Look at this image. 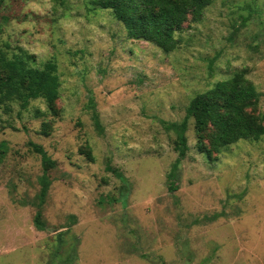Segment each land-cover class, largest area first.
Segmentation results:
<instances>
[{
    "label": "rangeland",
    "instance_id": "374dc122",
    "mask_svg": "<svg viewBox=\"0 0 264 264\" xmlns=\"http://www.w3.org/2000/svg\"><path fill=\"white\" fill-rule=\"evenodd\" d=\"M175 37L170 51L129 39L91 0L2 1L0 264H264V136L209 158L214 128L190 119L172 181L177 137L162 124L243 73L264 125V0H214ZM7 61L53 66L57 98H9ZM30 142L55 162L44 204Z\"/></svg>",
    "mask_w": 264,
    "mask_h": 264
},
{
    "label": "trees",
    "instance_id": "16d2710c",
    "mask_svg": "<svg viewBox=\"0 0 264 264\" xmlns=\"http://www.w3.org/2000/svg\"><path fill=\"white\" fill-rule=\"evenodd\" d=\"M3 0H0V6ZM214 0H91L95 8L110 10L114 17L121 22L129 39L150 42L163 50H173L178 45L175 33L182 27L183 21L191 15L193 21H200L207 7ZM8 71V97L17 96L28 106L31 100L45 96L54 100L58 96L59 81L53 75V66L45 70L27 69L19 62H4ZM20 85H26L25 90ZM260 98L255 85L244 77L243 73H236L218 86L196 96L188 105L186 115L180 123L162 122L167 131L176 134V151L178 157L172 165L168 177L173 181L180 163L186 158L188 147V123L194 119L199 131L208 126L214 128L211 138V148L201 152L211 158L213 152L220 153L241 140L257 141L264 136V125L258 119L249 115L246 110L253 106ZM92 119L99 134L103 133V126L93 102ZM32 150L41 157L43 174L41 176L40 202L45 203L51 186L49 172L55 162L45 149L30 142ZM109 169V168H108ZM116 175L125 180L121 173ZM170 190L176 187L172 184ZM38 227H42L41 214L35 217Z\"/></svg>",
    "mask_w": 264,
    "mask_h": 264
}]
</instances>
